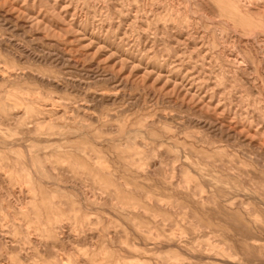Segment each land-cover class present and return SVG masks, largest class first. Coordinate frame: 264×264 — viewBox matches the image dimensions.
Returning a JSON list of instances; mask_svg holds the SVG:
<instances>
[{"label": "rangeland", "instance_id": "374dc122", "mask_svg": "<svg viewBox=\"0 0 264 264\" xmlns=\"http://www.w3.org/2000/svg\"><path fill=\"white\" fill-rule=\"evenodd\" d=\"M0 264H264V0H0Z\"/></svg>", "mask_w": 264, "mask_h": 264}, {"label": "bare ground", "instance_id": "6f19581e", "mask_svg": "<svg viewBox=\"0 0 264 264\" xmlns=\"http://www.w3.org/2000/svg\"><path fill=\"white\" fill-rule=\"evenodd\" d=\"M209 23V22H208ZM228 57V56H227ZM35 183V182H34ZM172 244V243H171ZM165 247V246H164Z\"/></svg>", "mask_w": 264, "mask_h": 264}]
</instances>
